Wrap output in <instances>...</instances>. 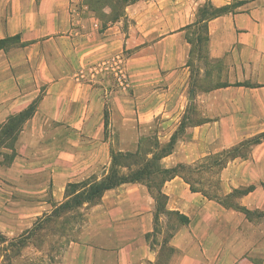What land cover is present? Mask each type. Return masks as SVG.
<instances>
[{
    "label": "crops",
    "instance_id": "obj_1",
    "mask_svg": "<svg viewBox=\"0 0 264 264\" xmlns=\"http://www.w3.org/2000/svg\"><path fill=\"white\" fill-rule=\"evenodd\" d=\"M115 58L122 79L91 74ZM31 106L3 149L1 234L31 230L114 154L174 141L160 167H193L216 196L179 174L159 209L145 182L108 189L52 264H264V0H139L106 26L81 0H0V129Z\"/></svg>",
    "mask_w": 264,
    "mask_h": 264
},
{
    "label": "trees",
    "instance_id": "obj_2",
    "mask_svg": "<svg viewBox=\"0 0 264 264\" xmlns=\"http://www.w3.org/2000/svg\"><path fill=\"white\" fill-rule=\"evenodd\" d=\"M120 1H122V3H120ZM137 1L139 0H88V4H86L96 16L100 13L101 16L110 18V23H113L119 21V18L124 16L127 6ZM100 2H104L107 5L106 11L101 12L98 10L97 6H95ZM117 4L124 5L122 15L119 14V11L115 7H113V5L116 6ZM217 13L219 12L213 11L212 15ZM200 39L203 42V33L200 34ZM33 112L34 107L31 106L20 115L12 118L0 129V156L3 158V161H0V163L5 162L4 164H9L11 162L12 156L4 153L3 149L13 147L24 121L30 117ZM173 146L174 141L160 151L155 152L151 158L147 156V152L145 151H140L136 154H114L108 172L104 174L101 179L96 178L90 181L92 178L90 177L83 181L69 183L66 190V202L56 207L51 214L38 219L31 230L18 238L9 239L0 233V247L4 246L2 250H6L7 252L9 247L12 248L17 245H24L27 241L32 240L37 235L38 231L45 230L49 224L55 222V219L59 217L58 215L62 210L81 208L85 205L96 204L100 201L106 190L117 188L121 184L127 182H145L150 188L151 186H154L153 191L158 202V209L166 202V196L161 192V186L164 185L166 181L172 179L176 174L181 175L188 183H190L193 190L201 191L210 196H216L215 194L210 193L211 189L214 191L215 188H205V183L201 184V179L195 178L192 175V171L194 170L193 167L180 166L177 169H162L160 167V159L170 154L173 150ZM213 160L215 163V169L217 170L222 169L227 164V158L223 159L221 157H216L213 158ZM213 183L216 186V182L214 181ZM7 255L8 254L4 256Z\"/></svg>",
    "mask_w": 264,
    "mask_h": 264
},
{
    "label": "rangeland",
    "instance_id": "obj_3",
    "mask_svg": "<svg viewBox=\"0 0 264 264\" xmlns=\"http://www.w3.org/2000/svg\"><path fill=\"white\" fill-rule=\"evenodd\" d=\"M87 1L88 0H81L83 5H85ZM120 3H122V1H120ZM87 4L85 5L86 7ZM95 6H97L98 10L101 12L107 10V5L104 2H100ZM113 7H115L119 11V14L122 15L124 5L117 4L116 6L113 5ZM88 10L91 11L90 8H88ZM97 18L105 26L110 23V18L103 17L100 13ZM0 161H3L1 156ZM96 178L98 177L93 176L90 181ZM214 178L215 179L213 180H216L215 176ZM84 207L85 206L81 208L62 210L58 215L59 217L55 219V222L49 224L45 230L38 231L37 235L32 240L27 241L22 246L17 245L12 248L9 247L7 252L6 250H2L4 246H1L0 264H52L58 261L61 251L72 239H74L78 228L82 225ZM40 218L41 217H39V219ZM6 254L8 255L4 256Z\"/></svg>",
    "mask_w": 264,
    "mask_h": 264
},
{
    "label": "built area",
    "instance_id": "obj_4",
    "mask_svg": "<svg viewBox=\"0 0 264 264\" xmlns=\"http://www.w3.org/2000/svg\"><path fill=\"white\" fill-rule=\"evenodd\" d=\"M121 64H122L121 60L119 58H115L111 61L102 63L100 66H96L92 68L91 74L95 76L105 71H109L112 74H115L119 79H122L123 71H122Z\"/></svg>",
    "mask_w": 264,
    "mask_h": 264
}]
</instances>
